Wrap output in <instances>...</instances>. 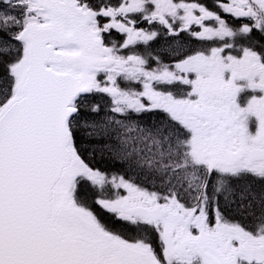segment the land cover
I'll use <instances>...</instances> for the list:
<instances>
[{"label": "snow or ice", "instance_id": "obj_1", "mask_svg": "<svg viewBox=\"0 0 264 264\" xmlns=\"http://www.w3.org/2000/svg\"><path fill=\"white\" fill-rule=\"evenodd\" d=\"M0 264H264V0H0Z\"/></svg>", "mask_w": 264, "mask_h": 264}, {"label": "trees", "instance_id": "obj_2", "mask_svg": "<svg viewBox=\"0 0 264 264\" xmlns=\"http://www.w3.org/2000/svg\"><path fill=\"white\" fill-rule=\"evenodd\" d=\"M102 167L104 166V165H101Z\"/></svg>", "mask_w": 264, "mask_h": 264}]
</instances>
